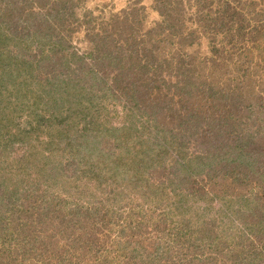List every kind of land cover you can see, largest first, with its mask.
Masks as SVG:
<instances>
[{
  "label": "rangeland",
  "instance_id": "rangeland-1",
  "mask_svg": "<svg viewBox=\"0 0 264 264\" xmlns=\"http://www.w3.org/2000/svg\"><path fill=\"white\" fill-rule=\"evenodd\" d=\"M234 1L241 6L240 12L246 19H242L239 12L226 25L228 28L232 26V31L229 29L223 33L219 30L217 34L210 31L204 21L210 18L207 14L212 13V16L215 11L210 0H183L184 17L174 12L181 11L179 4L168 14L158 0H8L10 4L6 8V4L2 6L0 3V13L4 15L0 33L5 38L13 36V42L10 38L9 47L4 49L3 59H0V72L4 74L0 83V102L7 104L1 105L0 112L3 107H8L15 115L11 121L5 111L0 115V123L7 136L11 133L18 137L16 142L4 148L6 151L3 149L5 159L0 163V178L5 180L0 192L13 187L37 189L31 191L34 196L28 200L20 199V205L24 204L22 208L28 210L22 211L20 217V212L12 216L14 223L21 218L23 225L33 234L36 229L39 231L33 253L35 258L30 264H97L98 255L94 253H104L103 247H90L95 242L94 236L87 242L83 239V242L69 246L68 235L71 230H77V225L71 226L66 220L62 224L66 208L62 211L63 207L58 206L76 203L79 199L104 200L106 192L113 187L112 182L124 184L121 178L125 166L121 164L116 168L113 160L124 152V155L129 153L136 157L141 153V147L137 138L129 144L122 138L124 135L128 138L147 137L140 125L148 115L144 117L142 113L150 112V104L161 102L164 97L171 99V112L162 115L168 116L165 128L162 120H152L157 129L152 130L150 140L159 145L165 142L161 145L166 153H160V156L166 157V161L159 167H151L148 180L160 184L170 193L172 169L169 159L175 162L177 159L179 163H175V167L178 168L189 160L195 164L200 155H207L204 161L211 163L210 168L205 166L199 170L197 165L184 179L188 188L183 187L189 191L183 203L200 214L205 212L202 207L208 208L207 215L192 217L186 236L177 235V229L173 228L175 224L169 223L168 227L162 224L165 229L170 228L168 235L171 236H168L166 231L155 228L156 215L172 212L174 206L158 209L148 222L127 232L129 240H134L132 248L140 246L144 262H136L126 255L118 256L121 253L115 249L104 255L108 258L115 256L114 264H264V180L261 174L264 167L256 165L252 168L255 172H246L248 176L237 170L228 174L230 171L224 168L226 161L220 156L224 152L222 145L216 151L212 145L219 138L217 134L225 129L229 136L222 137L220 142L235 145L238 136L248 142L246 135L250 134L256 137L255 142L250 141V146L244 149L253 154L259 149L264 150L260 135V124L264 123V0ZM11 6L16 10L12 11ZM6 9H9L8 13ZM246 9L253 12L250 21L248 15L245 17ZM167 15L168 18L171 16V23L167 21ZM23 24H27L28 29L22 30ZM180 24L183 26L179 27ZM181 32L187 34L179 36ZM39 48L51 59H46L41 70L34 67L35 78L32 75L24 80L25 72H29L25 63L34 53L39 54ZM169 50H174L177 55L182 53L183 60H169V56L164 55ZM109 52L111 59L107 58ZM182 64L190 72L204 69L203 78L219 92L211 103H195L196 108L189 107L185 90L169 87L170 94L162 89L165 83L174 82L170 74ZM7 66L12 70L5 71ZM171 66L174 67L169 70ZM139 71L144 74V79L141 77L144 83L139 86L141 92L135 93L130 86L137 83L135 76L140 75ZM53 72L79 81L77 83L90 90L89 93L92 90L95 103L86 104V110L91 113L84 115L81 110L85 105H77L75 109L79 115L68 126H65V118L77 115L72 112L79 84L73 86L71 83L70 89L61 91L59 87L52 90V83L46 90L44 85L50 82L44 77L52 76ZM154 72L155 83L146 84L148 74ZM98 93H105L101 101L96 98ZM134 97L137 101H133ZM23 104L26 105L24 110L21 108ZM81 106L84 109L80 110ZM222 112L230 115L231 121L219 117ZM233 121H237L234 122L236 133L231 125ZM125 123L136 124V131L130 130L132 137L122 131L117 134L112 130L103 131L109 127L119 128ZM239 127L243 130H238ZM120 135L122 138L118 141ZM24 136H29L30 140L23 139ZM20 139L23 143H19ZM28 149H34V154L30 155ZM90 152L91 157L87 158ZM67 155L74 158L68 159ZM61 161L64 167L60 168ZM220 169L225 172L224 179L217 175ZM179 177L182 179L181 175ZM126 178L131 180L132 173ZM174 179L178 178L174 176ZM181 181H174L175 188L180 187ZM147 187L144 183L141 190L145 191ZM132 192L130 196L135 200L134 205H139L137 211H146V201L150 200L151 206L156 207L155 196L144 194L142 197ZM166 194L160 196L169 204L171 196L166 198ZM246 198L257 199L250 204L256 205L257 212H253L250 205V210L236 212L238 203L243 206L241 202ZM26 202L28 206L32 205L31 209L27 208ZM225 208L229 212L220 216L219 210ZM251 225H254V233L248 229ZM96 226L100 227L101 234L108 233L111 238L116 236V231L103 229L104 224ZM241 230L245 237L239 236ZM29 234L27 240H32ZM148 235L149 240L145 238ZM169 244L171 247L165 249ZM156 251L162 256L152 257ZM148 255L150 259H147Z\"/></svg>",
  "mask_w": 264,
  "mask_h": 264
},
{
  "label": "trees",
  "instance_id": "trees-1",
  "mask_svg": "<svg viewBox=\"0 0 264 264\" xmlns=\"http://www.w3.org/2000/svg\"><path fill=\"white\" fill-rule=\"evenodd\" d=\"M160 5L163 7L164 11H167L168 14L169 12H171V9L174 8V6L179 4L181 11H174L175 14L177 16H181L184 17L182 11L184 10L182 8V3L183 0H158ZM187 1V0H186ZM210 2H212L213 5V10L214 14L211 16V14H207L206 16L210 15V18L205 19V23L206 25L209 27L208 29L210 31H214L216 34L218 33L219 30H222L223 33H225L226 31H228L229 29L232 31V26L231 28L226 27V25L229 22H232L230 19L231 17L236 16V14H238L240 12V8L241 6L234 0H210ZM1 5L3 6L4 4H6V7H8V0H0ZM10 4V3H9ZM12 4V3H11ZM171 5V7H170ZM12 11L16 10L15 7L13 8L11 6ZM7 13L9 11V9H6ZM53 10V9H51ZM62 11V9H61ZM244 12V11H243ZM247 14H245V17H247V15L249 16L248 21H250L251 19H253V12L250 10L246 9ZM163 13V12H161ZM241 14V12H240ZM242 19H246L244 18V15H242ZM4 21V15L0 13V24ZM167 21L169 23L172 22V18L171 16L168 18L167 15ZM202 21V20H201ZM166 22V20H165ZM219 23V24H217ZM182 27L183 24H180L179 27ZM173 30L175 31V27L172 26ZM11 28V27H8ZM22 30H26L27 28V24H23L21 25ZM0 32H1V26H0ZM12 32V31H10ZM213 32V35H215ZM187 34V33H186ZM185 33H180L179 36H185ZM0 33V59H3L4 56V51L6 49H8L9 44L8 41L11 38V42H13V36H9L10 38H5L3 37V35ZM173 35V34H171ZM27 38H30V36H28ZM2 44V45H1ZM39 45L40 42H38ZM2 46V48H1ZM5 49V50H4ZM40 49V48H39ZM22 50V47H21ZM221 50V49H220ZM20 52V50H19ZM164 54V53H163ZM182 54V53H181ZM177 55L175 54L174 50H169L166 51V53L164 54L165 56H169L168 59L169 60H174V59H179V60H183V54L181 55ZM111 53H108V59H111L110 57ZM82 58V56H81ZM50 60L51 57H49L47 54H45L43 52V50L40 49L39 54L38 53H34V55L32 56V59H29V61H27L25 64V69H27L26 71L29 70V72H25L24 75V80L31 78V76L33 75V77L35 78V68L38 69H42V66L47 60ZM113 59V58H112ZM237 60V59H236ZM168 61V60H167ZM168 63H170L168 61ZM183 65V64H182ZM142 67V66H141ZM139 67V68H141ZM145 68H147V66H144ZM149 69H153L152 66H148ZM174 66H171L169 68V70H171V68ZM1 68V67H0ZM184 68V69H183ZM32 69V70H31ZM11 66H7V68L5 69V71H11ZM141 70V69H140ZM95 72V71H94ZM140 75L137 74V76H135L137 83L134 84V82L131 84L130 86V90L135 91V93H140L141 90L139 87L141 84H143L144 80L141 79V77H143L144 79V74L142 73V71H139ZM1 73V72H0ZM88 73L90 74V72L88 71ZM155 73V72H154ZM149 73L147 78L148 81H146V84L148 83H155L154 78H156V73ZM52 76H46L44 77L45 81L50 82V84H46L44 85V88L47 90L49 88V85H51L53 83V87L52 90H55L57 87L61 88V91H64L65 89H70V84L72 83L73 86L75 85V83L79 82L77 80H72L71 78H65V76H62L60 73L54 74V72L52 73ZM96 75V72H95ZM4 74L1 73L0 76V83L2 84V78H3ZM205 76L204 73V69H200L199 71H191L190 70H186L185 69V65L177 67L176 70L170 74V78H172V81H169L168 84L165 83V87H163L162 89H165L166 92H169L170 94H172V91H169V87H174L175 90H180L186 91V95L188 96V105L189 107H194L196 108L197 105L195 103H199V104H204L205 102L211 103L219 94L218 90L216 92V90H214L213 86L208 82V80L206 78H203ZM68 80V81H67ZM72 80V81H70ZM79 84V83H77ZM134 84V85H133ZM146 86H150V85H146ZM153 88V87H151ZM137 89V90H136ZM188 89V91L186 90ZM72 90H75L74 88ZM90 90L87 91V89L85 87H81V85L79 84L77 86V98L75 100V105L73 107V114H77V109H75L77 107V105H81L84 104L85 105V109L81 106V110L82 112H84V115L90 114L91 110H86V104H94L93 103V97H92V90L89 93ZM55 92V93H54ZM53 94H56V91H54ZM230 94V93H229ZM228 94V95H229ZM88 95V96H86ZM95 95V92H93V96ZM235 94H231V96H233ZM76 96V94H75ZM99 97V100L101 101V99L103 97H105V93H98L96 95V98ZM164 100L159 102V101H154L150 104V107L148 108L150 112H148L147 114L142 113V115L145 117L146 115H148V117L143 118V122L141 123L140 127H142V132L143 133H147V137H145L144 139L135 137V138H128L127 136L124 135V137L122 138L120 135L119 138H117L118 141L121 140H125L126 144H129L133 141H136V138L138 139V143L141 147V153H137L136 157L134 156V154H129L128 155H124L126 154L125 152L122 154H118L114 160H113V164L114 166L117 168L119 165L123 164L125 166V169L123 171V177L121 178V180L124 182V184L122 183H114L112 182L111 186H113L110 190H108L106 192V196L104 197V200H83V199H79L78 202L76 203H71V204H64V206H58L60 208L63 207L62 211L64 210V208H66V211L63 213L62 218H61V222L62 224L66 221H68V223H70L71 226H76L77 225V230L73 231L71 230L68 238H67V242L69 244V246H72V244L74 243H81V241L83 242V239H85V241L87 242L89 240V238L91 239L92 236H94V240L95 242H93L90 247L92 246H99V247H103L104 249V253H108L111 254L112 250L115 249V252L121 253L118 254V256L121 255H126L127 257L129 256L131 259H133L136 262H144L145 260V256L142 252L140 251V246L136 247V248H132L133 246L131 244L134 243V240L130 239L128 237V231L130 229H138L139 225L146 223V221L148 222L149 218L151 219L152 216L155 214V212L158 209H166L167 207L173 208L172 212H162V213H158L156 215V217H158V220L156 221L155 224V228L157 229V231H166L167 235L168 232H171L168 228H164L161 225L163 224V226H167L168 224H175L173 228L177 229V235L180 236H186L187 234V230H189V225L192 222V217H196L197 214L201 217H204L207 215V209L208 208H201V210H204L205 212H203L202 214L198 213L196 210H193V207L188 206L187 204L183 203V200L185 198H187V196H189V191L186 189L188 188L186 184V181L184 180L185 177L190 175V171L193 170L197 165L200 169H202L203 167L207 166V168H210L211 163H206L204 161V159H206L208 156L207 155H200L199 156V160L198 162L192 163V161H188L185 164L180 165L178 168L175 167V163H179L178 160L176 159V162L172 160V158H168L169 159V163H170V167H171V178L169 179V186L171 188L170 189V193H168V189L166 190L165 187L161 188L160 184H152V182H150L148 180V176L150 175L151 172V167H159L160 163L163 162L164 160L166 161V157L165 158H161L160 153H166L163 150V147L161 144H164L165 142L161 143L160 145L158 143H156L155 141H151L150 139L153 137L152 133L154 131H156L157 129V125H153V121L154 119L156 120H162V127L165 128V119L168 117L162 116L168 112H171V99H167L166 97L163 98ZM18 100H16L15 102H17ZM133 101H137V99L134 97ZM14 102V103H15ZM2 102H0V107L1 105H7L6 103L1 104ZM3 105V106H4ZM11 105V103H10ZM23 107H21L23 110L25 109L26 105L23 104ZM3 110L0 112L1 114H4L5 111L6 114L8 116L7 119H10L11 121H14L15 115L13 114V111H11L10 109H8V107H3ZM8 109V110H7ZM91 109V108H89ZM156 109L155 112H153ZM89 111V112H88ZM153 112V113H152ZM87 113V114H85ZM134 113V112H133ZM159 113V114H158ZM79 114H77L76 116H74V118H65L66 120V124L65 126L71 125L73 124L76 119L77 116ZM230 115H228L227 113H220L219 117H225L228 120L231 121V119L229 118ZM226 119V122H227ZM65 122V121H64ZM63 122V123H64ZM233 121L231 123L232 127L234 125V129L233 132L236 133V128L237 127L235 124L237 123V121L235 122ZM0 163H2V161L5 159V157L3 156V149L6 148L7 146H9L10 144H12L13 142H16L18 137L9 133L10 135H6L7 132H3L2 126L3 124L0 123ZM151 124V126H150ZM63 127H65L64 125H62ZM229 126V125H228ZM260 129L262 130V135L261 136V141L264 142V123L260 124ZM136 124L135 123H125L124 125H122L121 127H109V128H105L103 131H108L110 132L112 130V133L115 132V134L120 133L121 131L125 134H128V136H131L132 132L130 130L136 131ZM238 130H243L241 127L237 128ZM68 130H64V132H67ZM225 133V135H223ZM234 133H230V134H234ZM219 136L218 139H215V141H213V149L218 148V146L223 147L224 152L222 153V161H226L224 164V168L226 169V171H230L228 172V174L232 173V171L234 172L235 170L237 171H242L246 174L247 173H251V172H255V169H252L253 167H255L256 165H260L264 167V150L261 151L260 149L253 154L252 151H246L244 148L245 146L248 147V145L250 146V143L252 142V144L255 142L256 137L254 135H246L249 137V141H243L241 136H238V138L236 139V144L232 145L229 144L228 142H220L222 137H226L229 136L228 134H226L225 129L223 131H220L219 134H217ZM5 136H7V138H5ZM132 137V136H131ZM23 139L29 141L30 137L29 136H24ZM19 143H23V140L20 139L18 140ZM251 141V142H250ZM169 142H167L168 144ZM223 143V144H222ZM221 144V145H220ZM229 144V145H228ZM251 144V145H252ZM69 145V144H67ZM226 147V148H225ZM9 148V147H8ZM165 149V146H164ZM222 149V150H223ZM226 149V150H225ZM6 151V149H4ZM64 150H61V152ZM214 151V152H215ZM27 152H29V154H34V149L31 150H27ZM137 152H139L137 150ZM213 152V153H214ZM97 153V150L94 152ZM69 154V152H68ZM208 154V153H207ZM69 155H73V153L69 154ZM96 155V154H95ZM167 155H169L167 153ZM97 156V155H96ZM91 157V152L89 153V156H87V158ZM169 157V156H168ZM46 158V157H45ZM50 158V156H49ZM68 159H73L74 156H68ZM98 159V158H97ZM145 162V163H144ZM148 162V163H147ZM228 162H231L230 165L228 164ZM100 163V161H98V164ZM147 163V164H146ZM233 163V165H231ZM101 164V163H100ZM193 164V165H192ZM60 168L64 167L62 164V161L59 162ZM126 165H128L129 167H126ZM151 165V166H150ZM236 165V166H235ZM169 166V165H168ZM225 166L230 167L229 169H227ZM251 167V168H249ZM169 168V167H168ZM103 169V168H102ZM262 172V179L264 180V168H261ZM194 171V170H193ZM198 171V170H196ZM177 172V173H175ZM224 172V171H223ZM222 170L220 169L217 173L218 176H220L222 179L225 178V176L223 175ZM128 173H132V178L131 180H128L126 178V175ZM216 173V172H215ZM225 173V172H224ZM240 173V172H238ZM181 175V178L179 177V175ZM4 176V175H3ZM174 176L178 179H174ZM246 176H248L246 174ZM51 177V176H50ZM5 179L4 178H0V187H3L2 183ZM179 180L181 181L180 187L179 188H175V184L174 181L177 182ZM234 180V179H233ZM128 181V182H127ZM150 182V183H148ZM144 183H146V185L148 186L146 188L145 191L141 190V187H143ZM185 185L186 188H183ZM22 189V190H20ZM18 189L17 187H13V188H9V189H4L2 190V192H0L1 196H0V260L4 261L1 262L0 264H30L31 260H34V250H35V243H36V239H38V234L39 231H37V229L35 230L34 234L32 232L31 229H28V227H25V225H23V221L21 218H19V221L17 223H14L13 219L14 217L13 214L20 212V214L18 215V217H20L21 212L24 210H28V209H23L22 206L24 205L23 203L20 205V199L23 198V200L25 198L34 196V193L31 191H36L37 189L35 188L33 189H29L26 187H22ZM132 191L137 192V194H141L142 197H144V194H147L149 196H155L156 199H154V203L156 204V207H152L151 206V202L152 200H150L149 202L146 201V203L148 204V209L144 212H140L137 211L136 209L139 207V205H134V198L132 196H130L131 193H134ZM21 192V193H19ZM166 194V198H169V196H171V199L169 200L170 203L166 204L165 203V198L163 196H160V194L165 195ZM195 193V192H193ZM80 198V197H79ZM151 199V198H150ZM243 200V199H242ZM257 199L255 198H250V199H244L243 202V206L240 204V202L238 203L239 205L236 208V212L238 213H242L245 212L246 210H250L249 205L251 204L252 201H255ZM27 204V208L32 207V205L28 206V202H26ZM159 204V205H158ZM20 210L18 211V209ZM131 205V206H129ZM158 205V206H157ZM248 205V206H246ZM129 206V210L125 215V209ZM251 206V205H250ZM256 207V205H254ZM254 206H251V208H253V212L254 210H256V212L258 211V208L254 209ZM57 207V206H56ZM199 210V208H197ZM211 209V208H210ZM209 209V210H210ZM139 210V209H138ZM178 210L180 211L178 213ZM61 211V209H60ZM227 212H229L226 208L219 210V214L220 216L224 214H226ZM246 214V213H245ZM244 214V215H245ZM167 216V217H165ZM171 218H175L174 221H170L169 219ZM20 223H22V226L20 225ZM104 224L103 229H107L109 232L112 230L116 231V236L114 237H109L107 234L108 233H102L101 234V229L99 226H96V224L99 225ZM106 224H110V225H106ZM24 227V230H23ZM164 228V229H161ZM253 227L254 225H251L248 229L250 231V233H254L253 232ZM251 228V229H250ZM25 229L27 231H25ZM260 229V227H259ZM248 231V232H249ZM185 232V233H184ZM29 234V238L32 236V240H27V236ZM98 236H101L98 237ZM168 236H171V234H169ZM240 237H245L246 234L243 230H241V234H239ZM166 237V236H165ZM231 237V236H230ZM147 240L150 239L149 235L147 237ZM172 238V237H171ZM111 239V241H110ZM174 239V238H173ZM172 239V240H173ZM108 240V241H106ZM171 240V241H172ZM168 241V242H171ZM104 242H108L106 245H104ZM33 243V244H31ZM101 244V245H100ZM166 246V245H165ZM168 247H171L170 244L167 245V247L165 249H167ZM142 249V248H141ZM65 252H69V250H65ZM163 252V250H162ZM104 253H100V252H95L94 255H98L96 256V258L98 259L97 264H114L116 261L115 259H117L115 256L112 258H108V256L106 257V255H104ZM69 255V254H68ZM71 255V254H70ZM72 256V255H71ZM155 256L154 258L160 257L162 256L161 253H159V251H156L154 254H152V257ZM147 259H150V255H148ZM113 260V261H112ZM36 262V261H35ZM38 262V261H37Z\"/></svg>",
  "mask_w": 264,
  "mask_h": 264
}]
</instances>
